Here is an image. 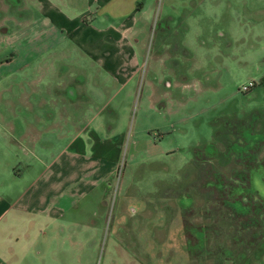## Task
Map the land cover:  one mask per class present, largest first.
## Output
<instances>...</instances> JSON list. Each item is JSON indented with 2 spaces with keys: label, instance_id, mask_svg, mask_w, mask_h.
<instances>
[{
  "label": "rangeland",
  "instance_id": "1",
  "mask_svg": "<svg viewBox=\"0 0 264 264\" xmlns=\"http://www.w3.org/2000/svg\"><path fill=\"white\" fill-rule=\"evenodd\" d=\"M231 5L240 0L145 2L129 29L133 56L120 52L117 83L86 106L61 191L49 181V224L6 229L7 241L25 233L0 245V264H264V20L239 22ZM16 48L31 44L12 41L1 58ZM72 50L63 41L12 64L43 61L60 71L53 81L97 65L55 55ZM63 123L35 129L47 139Z\"/></svg>",
  "mask_w": 264,
  "mask_h": 264
},
{
  "label": "crops",
  "instance_id": "2",
  "mask_svg": "<svg viewBox=\"0 0 264 264\" xmlns=\"http://www.w3.org/2000/svg\"><path fill=\"white\" fill-rule=\"evenodd\" d=\"M151 1L0 0V58L1 49L12 41L31 44V50L16 48L0 59V245L5 240L7 246L8 242L19 243L25 233L22 229L7 241L6 229L30 223L36 224L38 230L39 217L42 226L49 224L52 218L48 211V196L52 192L49 181L56 176L61 191L66 181L65 170L69 168V148L83 147V122L92 118L91 114L88 119L86 106L96 104L101 89L117 83L120 70L117 57L124 50L133 56L130 44L133 36L129 29L145 2ZM254 3L259 5L240 0L239 10L231 5L234 18L239 22L264 20V2ZM257 34L262 35L255 31ZM63 41L72 43L73 53L60 51L56 56L84 57L85 62L90 58L88 62L97 65L61 70L66 78L54 76L53 81L50 75L60 71L43 61H38L36 66L27 65L26 61L12 64L19 54L44 56ZM40 118L47 123L57 118L62 120V132L58 131L57 136L52 133L47 139L43 135L40 139L35 129ZM70 121L81 125L70 132ZM62 134L65 139L59 140ZM37 148L42 157L35 154ZM223 263L230 264L229 259ZM250 264L257 261L254 259Z\"/></svg>",
  "mask_w": 264,
  "mask_h": 264
},
{
  "label": "built area",
  "instance_id": "3",
  "mask_svg": "<svg viewBox=\"0 0 264 264\" xmlns=\"http://www.w3.org/2000/svg\"><path fill=\"white\" fill-rule=\"evenodd\" d=\"M254 84L253 80H248L246 84H242L238 89L241 92H246L249 90V88Z\"/></svg>",
  "mask_w": 264,
  "mask_h": 264
},
{
  "label": "trees",
  "instance_id": "4",
  "mask_svg": "<svg viewBox=\"0 0 264 264\" xmlns=\"http://www.w3.org/2000/svg\"><path fill=\"white\" fill-rule=\"evenodd\" d=\"M246 177H247V175L246 174H244ZM246 184V183H245ZM245 186H248V184H246ZM264 201L261 199V198H258V201H257V203H259V204H261V206H264V203H263Z\"/></svg>",
  "mask_w": 264,
  "mask_h": 264
}]
</instances>
